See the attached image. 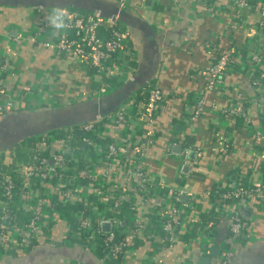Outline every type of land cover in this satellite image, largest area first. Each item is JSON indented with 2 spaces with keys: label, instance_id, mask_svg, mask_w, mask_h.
<instances>
[{
  "label": "built area",
  "instance_id": "1",
  "mask_svg": "<svg viewBox=\"0 0 264 264\" xmlns=\"http://www.w3.org/2000/svg\"><path fill=\"white\" fill-rule=\"evenodd\" d=\"M116 1L122 9L131 5V0ZM207 5L206 10H214L218 18L228 10L233 19L230 25L244 28L248 42L246 46L231 43L225 51L218 53L219 48L214 46L217 36H214L210 40V46L214 47L210 51L212 60L205 68L193 72V75L205 80L207 91L219 90L222 88V77L244 66L255 91V103L252 105L257 108L259 123H254L250 107L239 97L230 107L228 115L243 117L248 131L262 141L264 0H207ZM43 10L46 9H35L40 15ZM255 11L259 12L260 17L250 22ZM32 15H35L33 10ZM37 19L31 34L27 36L29 40L37 46L50 48L55 55L61 54L71 62L80 63L88 70L94 68L95 76L100 78L97 88L101 95L113 91L110 79L115 78L119 82L123 80L116 72L118 63L113 61L117 53L127 57L129 62L136 58L131 31L119 17L106 18L58 8L56 12L50 11ZM108 30L113 33L112 36L102 33ZM244 49L246 55L243 54ZM13 70L11 61L5 59L0 67V116L27 108L21 96H15L3 87V76L11 75ZM257 71L261 73L258 77L255 76ZM57 73L48 76V81L55 80ZM167 96L156 83H149L141 88L139 96L138 92L133 93L129 101L105 117L106 123L102 126L98 127L94 122L81 125L86 131L105 137L109 136L112 128L120 127L121 132H117L115 138L111 136L109 144H100L88 136L77 138L74 132L67 138L49 134L39 140V149L29 154L25 164L19 162L24 147L19 148L18 154L11 155L8 162L4 159L6 168L0 169V261L7 256L28 254L50 243L54 227L59 223L65 225L62 232L65 238L71 236L95 242L103 237L106 245L103 262L120 258V264H124L132 249L136 248L140 235L166 238L170 246H174L177 242L185 243L181 236L192 230H196L197 236L186 242L188 246L197 243L207 252L214 237L207 234V227H199L202 223L199 212L192 216L198 207L197 196L166 182L157 183L151 178L145 163L147 151L157 140V118ZM213 112L212 105L202 102L190 119L197 120ZM78 142L89 148L83 149ZM232 146V139L227 138L215 143L212 149L214 153L224 156L232 150ZM170 150L171 146L168 153ZM188 153L189 149H185V160H188ZM81 156L85 162L80 165ZM261 156L264 159V154ZM190 165L194 167L197 161H191ZM239 178V182L220 184L204 195L212 207L218 208L220 214L228 215L232 243L249 227L241 211L231 209L232 204L256 201L264 213L263 182L253 181L247 172H240ZM82 180L88 182L83 184ZM109 185L117 187L119 193L109 192ZM211 192L217 194L215 199L211 198ZM183 196L189 198L187 202L183 201ZM158 198L160 204L157 203ZM78 203H83L84 207L72 209L71 213L61 210L62 207ZM126 204L134 214L127 216L128 228L123 230L121 228L125 220L122 214ZM149 206L150 209H146ZM151 216H156L153 225L149 224ZM105 222L111 223L110 232L103 230L102 224ZM148 225L151 227L148 228ZM233 250L227 244L221 246L222 264H232Z\"/></svg>",
  "mask_w": 264,
  "mask_h": 264
},
{
  "label": "crops",
  "instance_id": "2",
  "mask_svg": "<svg viewBox=\"0 0 264 264\" xmlns=\"http://www.w3.org/2000/svg\"><path fill=\"white\" fill-rule=\"evenodd\" d=\"M91 2L106 18L113 16L119 5L116 0ZM207 6V0H131L127 7L130 12H125L122 20L120 18L131 31L136 54L134 60L116 67V72L123 77L122 86L131 82L147 86L154 82L168 95L157 118L159 133L156 143L146 153L145 163L150 176L157 183L166 182L193 192L199 201L192 216L197 212L201 215L215 211L218 217L215 218L214 241L207 252L197 243L188 246L184 242L159 251L158 246L163 240L158 236L144 239L141 245L135 244L136 248L132 249L124 264H222L221 249L215 255L210 254V250L213 245L221 248L225 244L234 249L232 264H264V213L261 206L256 201L231 205V209H239L249 223L248 229L232 243L228 215L220 214L218 208L212 207L204 197L220 184L239 182L240 172H247L253 181L261 180L264 184V159L261 156L264 154V140L256 139L248 131L243 117L228 115L232 104L240 98L250 107L254 123H259L257 108L252 105L256 95L249 76L246 72L236 71L221 78V89L207 91L205 80L193 75L212 60L210 51L214 47L210 46V40L214 36L218 39L215 37L214 46L217 48L229 47L231 43L246 46L248 42L244 28L230 25L233 19L228 10L218 18L214 10H206ZM34 9L41 8L0 5V67L5 59H9L14 68L11 75L1 77L5 90L21 96L29 109L41 105L69 107L99 98L96 96L100 85L98 76L91 75L80 63L71 62L61 54L55 55L50 48L37 46L29 40L27 36L36 23L31 19V10ZM258 17L260 14L255 11L250 22ZM55 72H58L55 80L48 81V76ZM202 102L212 105L214 112L191 120ZM117 132H121L120 127L112 128L109 136L115 138ZM227 138L232 139V150L224 156L214 153V144ZM175 144L181 146L179 152L173 150ZM170 146L172 150L168 153ZM185 149H189L188 160L184 158ZM8 150L15 155L14 151ZM191 152L195 153L194 157ZM26 161L19 160L21 165ZM191 161H197V165L191 168ZM186 166L189 170L184 172ZM188 199L183 196L184 202ZM157 203H161L160 198ZM128 224L129 220H125L121 229H127ZM64 229L65 225L59 223L54 227L50 243L22 256L4 257L2 263L33 264L29 257L40 253L36 264H42L43 260L53 262L59 257L69 264H84L85 259L73 257L79 253L93 257L101 264L111 263L97 259L79 243L62 246ZM65 250L68 256L54 253ZM203 256H208L209 261L203 262Z\"/></svg>",
  "mask_w": 264,
  "mask_h": 264
},
{
  "label": "water",
  "instance_id": "3",
  "mask_svg": "<svg viewBox=\"0 0 264 264\" xmlns=\"http://www.w3.org/2000/svg\"><path fill=\"white\" fill-rule=\"evenodd\" d=\"M10 6H30L41 9L66 8L76 7L84 8L92 11L96 15H100L99 10L93 5L91 0H0V5ZM129 13V8L122 9L120 5L111 16L123 19L124 13ZM102 16V15H101ZM147 85V84H146ZM145 86L144 83L138 85L136 82L126 83L125 85L114 90L110 94H104L99 98H93L91 101L75 104L69 107H61L53 110H28L24 113H16L7 116L0 121V139L6 143L20 141L30 136L43 135L57 129L68 130L71 127L80 126L89 122L101 121L108 115L115 112L126 100H128L133 93ZM192 142V139H190ZM180 145L175 144L173 150L180 151ZM7 149H10L8 147ZM195 153L191 152V157ZM189 170V166L184 167V172ZM105 232L111 231V223L105 222L102 224ZM219 245L211 246L210 254L215 255L220 252ZM69 255L65 251L55 252ZM74 259H85L84 264H101L93 257H87L84 254H74ZM53 256V255H52ZM203 262H208L209 257L203 256Z\"/></svg>",
  "mask_w": 264,
  "mask_h": 264
},
{
  "label": "trees",
  "instance_id": "4",
  "mask_svg": "<svg viewBox=\"0 0 264 264\" xmlns=\"http://www.w3.org/2000/svg\"><path fill=\"white\" fill-rule=\"evenodd\" d=\"M66 8L67 9H70V10L80 11V12H82L84 14H94L92 11H89V10H86V9L72 8V7H69V6L66 7ZM57 9L58 8H53V9H48V10H50L51 12L54 13V12H56ZM123 24L126 27H128L127 24H125V22ZM102 33L103 34H106L108 36H112L113 35V33H111L110 30H108L106 32H102ZM227 47L228 46H225V45L222 46L221 48H219L218 53L225 51V49ZM243 54L244 55L247 54V51L245 49L243 50ZM113 61L115 63H118V64H120V63H126L127 64L129 62V60L127 59V57H124L120 53H117V55L114 57V60ZM113 61H112V63H114ZM236 71H239V72H243L244 73L246 71V68L244 66L238 67L236 69ZM89 72L93 76L96 75V72H95L94 68H91L89 70ZM260 74H261L260 71H257L255 76L258 77ZM109 84L112 86L113 89H118L119 87L122 86V82H119L115 78L110 79L109 80ZM96 85H98V84H96ZM136 92H138V96H139V94L141 92V89H138ZM127 101H129V100H127ZM43 109L53 110L54 108H49V107L48 108H42V109L38 108V110H43ZM27 111H28V109H25V110H23V109L13 110L11 112H8V113L0 116V121L2 119L6 118L9 115L16 114V113H24V112H27ZM104 123H106V118L103 119L100 122L99 121H94V124L96 126H98V127L99 126H102ZM72 132H74V134L77 135V138H79L81 136L92 137V138L95 139L96 142H98L100 144H103V145L109 144L111 142V140H112L111 136H106V137L104 135L103 136H101V135H99V136L97 135L96 136L94 133H92V131H86V130H84L81 125L80 126L71 127V128H69L68 131H66L64 129H57V130H53V131H50V132H46L43 135L30 136V137H28L26 139H23V140H20L18 142L15 141V142H11L9 144L7 143V146H6V143L3 142V141H1V139H0V169H5L6 168L5 163H4V157H3V154L1 153V151L6 150L8 147H10L11 150H16V149L24 146V149H22V153L24 155V159L27 160V159H29V154L34 153V152H36L39 149V147L37 146V144H38L39 140H41L42 138L47 137L49 134H53V135H55L57 137L67 138V136L70 135ZM78 143L81 145V147L83 149H88L89 148L84 143H80V142H78ZM91 151H93L92 147H91ZM84 162H85V160L81 156L80 157L79 164L80 165L81 164H84ZM227 179H228V181H231V178L230 177H228ZM87 182H88V180H82V183L83 184H85ZM107 190L109 192H114L116 194L119 193V191H120L114 185H109L108 188H107ZM161 193H162V191H161ZM216 196H217L216 193L211 192V198H215ZM97 204L100 207L103 206L100 203H97ZM83 207H84L83 206V203H78L76 205H73L72 204V205H68L66 207H62L61 210H64V212H66V213H71V210L72 209H75V208H83ZM66 209H69V210L67 211ZM89 211H91L90 208H89ZM133 214L134 213L129 208V205L126 204L125 209L123 210V214H122L123 215L122 216L123 217V220L128 221L127 216L129 217V216H131ZM201 218H202V223L199 225V227L204 228V227H206V225H209V227L207 228V234L209 236H211V237H214L215 236V233H214V224L216 223L215 218L218 219L217 215L215 214V211H211L210 213H207V214H203L202 213L201 214ZM151 222H152L151 223L152 225L156 223V216H151ZM150 225H148L147 227L150 228L151 227ZM157 232H160V231L157 230ZM196 236H197L196 230H192V231L187 232L186 234H183L181 236V240L182 241H185V243L186 242H190ZM139 237L140 238L136 241V245H141L143 243V240L144 239H147V235H140ZM161 240H163V242H162L163 244H159V246H158V250L159 251L162 250V248H165V247H169L170 246V242H169L168 239L161 238ZM78 243L81 246H83V247H87V248H84V249L88 250V252L91 253L92 255H94L97 259L104 258L105 253H106V245L104 243L103 237H99V239H97L95 242H88V241H86V240H84L82 238H73L71 236H68V237H66L64 239V242L61 243V245L62 246H67V245L69 246L71 244H78ZM110 262H111L110 264H120V258H113V259H111ZM0 264H1V262H0Z\"/></svg>",
  "mask_w": 264,
  "mask_h": 264
},
{
  "label": "rangeland",
  "instance_id": "5",
  "mask_svg": "<svg viewBox=\"0 0 264 264\" xmlns=\"http://www.w3.org/2000/svg\"><path fill=\"white\" fill-rule=\"evenodd\" d=\"M33 12H34V14L35 15H33V18H31L32 19V21L34 20V22L35 21H37L38 19V17L39 18H41L42 17V15H45V14H48V12H50V10H48V9H46V10H43L42 12H41V15L40 14H38V11H35V9L33 10ZM31 13H32V10H31ZM100 93H98L96 96L97 97H100ZM94 96V95H93ZM95 97V96H94ZM38 107L39 106H36V107H31L30 109L29 108H22L23 110H25V109H28V110H37L38 109ZM54 108V109H56V108H58V107H53V106H49V105H41V107H39L40 109H42V108ZM20 147V146H19ZM22 147H24V146H22ZM22 147H20V148H22ZM19 148L18 149H16V150H12V151H14L16 154H18L19 153ZM1 153L3 154V157H4V159H5V162H8V159H9V157H11V153H10V151L8 150V149H6V150H3V151H1ZM21 158L22 159H24V155H23V153L21 154ZM6 166V165H5ZM77 246H79L80 247V245H77ZM62 255V257H63V255L64 254H61ZM66 256H68V255H66ZM8 257V256H7ZM7 257H5V259L7 258ZM4 259V258H3ZM63 259V258H62ZM62 259L59 257V258H54L53 260V262H51L50 260H48V261H44L43 260V262H42V264H69V262L67 261V262H64V261H62ZM1 263H2V261H1ZM3 264V263H2ZM6 264V263H5ZM8 264V263H7Z\"/></svg>",
  "mask_w": 264,
  "mask_h": 264
},
{
  "label": "flooded vegetation",
  "instance_id": "6",
  "mask_svg": "<svg viewBox=\"0 0 264 264\" xmlns=\"http://www.w3.org/2000/svg\"><path fill=\"white\" fill-rule=\"evenodd\" d=\"M55 253V252H54ZM54 253H51L50 255H54ZM39 256H41V253L38 255H32L29 257V260L33 263L36 264V260H38Z\"/></svg>",
  "mask_w": 264,
  "mask_h": 264
}]
</instances>
